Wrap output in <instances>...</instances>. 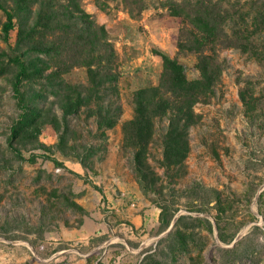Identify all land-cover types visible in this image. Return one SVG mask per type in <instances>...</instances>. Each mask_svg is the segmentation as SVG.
<instances>
[{"label":"rangeland","instance_id":"374dc122","mask_svg":"<svg viewBox=\"0 0 264 264\" xmlns=\"http://www.w3.org/2000/svg\"><path fill=\"white\" fill-rule=\"evenodd\" d=\"M0 2L14 7L12 0ZM77 2L105 29L117 80L114 89L101 88L88 107L67 118V133L42 125V150L27 138L9 140L19 110L12 91L16 71L7 60L32 47L38 36L18 44V16L4 43L0 9V264H264V30L253 33L250 44L243 41L246 52L230 44L233 29L253 31L254 19H261L256 11L264 16V0ZM174 2L225 15L226 36L216 46L221 72L204 101L191 107L199 118L188 126L182 162L169 166L163 157L162 136L173 112L166 111L153 119L155 131L139 172L138 148L123 136L134 116V95L159 86L163 54L183 66L187 80L199 78L196 55L179 49L190 26L171 14ZM38 7L35 3L32 11ZM35 17L30 15L29 25ZM57 37L36 42L49 46ZM66 56L61 52L68 61ZM106 61L101 64L109 66ZM56 69L43 72L46 82L89 87L85 66L63 71L58 82L49 77ZM45 96L34 99L37 106L62 117L60 101ZM108 101L118 108L117 120L101 131L96 103ZM43 150L59 165L44 158ZM196 185L217 191L219 201L201 206L192 191ZM177 231L180 240L173 237Z\"/></svg>","mask_w":264,"mask_h":264},{"label":"trees","instance_id":"16d2710c","mask_svg":"<svg viewBox=\"0 0 264 264\" xmlns=\"http://www.w3.org/2000/svg\"><path fill=\"white\" fill-rule=\"evenodd\" d=\"M50 1L45 5L44 1L39 3L38 0H12L14 7L10 9L4 6V2H0V9L6 18L2 26L4 43H8L9 32L14 28L13 20L18 16L20 22L22 21L21 31L19 30L22 39L18 41V44L31 42L38 36L33 46L26 48L21 55L12 52V57L7 60V63L11 64L16 71L12 91L19 110L17 119L10 126L9 140L19 142L27 138L30 142H34L39 150L43 149L38 142L42 125H49L57 132L64 128L61 134L67 133V118L76 116L81 108L88 107L90 102H93V98H98L101 88L105 93L109 89H114L113 85L117 80V75L110 67V62L113 61V50L107 43L105 29L97 26L90 19V16L79 7L77 0H66V3L56 0L55 4L58 6L56 9L52 6L53 0ZM35 3H38L39 7L33 12L32 7ZM198 5L188 8L187 4L174 2L171 6V14L182 17L184 22L189 23L190 36L179 43V49L196 55L199 78L194 81L187 80L183 66L176 59L163 54L159 86L149 90H139L134 95V116L125 124L123 136L128 146L138 148L135 163L139 172L144 166L142 161L144 150L155 131L153 119L159 115H165L166 111L173 112L169 117L166 134L162 136L163 157L169 166L182 162L188 150V126L196 123L199 118L193 113L191 107L197 102L204 101L207 93L211 91V86L219 79L221 67L217 63L216 46L222 44L226 36L227 27L224 23L226 17L217 12L213 14L209 10L203 11ZM32 13H36V17L33 24L29 25ZM256 14L261 16L263 21L254 19L251 33L248 29L231 31L230 42L232 43L230 44L242 52L248 51L243 41L250 44L249 39L254 35L253 33L264 30V16L260 15L259 11H256ZM54 33L58 35L56 44L42 46L36 42ZM65 50L68 52L66 56L68 61L61 58V52ZM70 50L73 52L72 55H69ZM40 55L43 56L39 57ZM106 59L109 66L101 64L102 61L107 62ZM75 65L86 67L88 88L54 85L46 82L43 76L44 71L56 66L57 69L52 71L49 77L54 81H61L60 74ZM94 65L97 66L94 67ZM1 71L3 67L0 68ZM24 81H27L26 90L21 91L20 86ZM47 93L60 101L62 117L58 118L50 113L49 108L41 109L37 106L39 102L35 103V98L44 101L48 97L45 96ZM166 94H169V97H166ZM114 105L112 101H108L105 105L96 103L99 130L111 129L116 124L118 108ZM43 151L44 158L59 165L47 150ZM18 158L21 159L19 156ZM192 191L196 202L201 206L219 201V194L213 189L196 185ZM163 208L161 207L162 212ZM180 233L177 231L173 237L176 240L182 239L179 237Z\"/></svg>","mask_w":264,"mask_h":264}]
</instances>
